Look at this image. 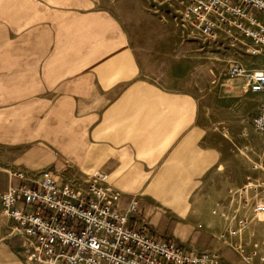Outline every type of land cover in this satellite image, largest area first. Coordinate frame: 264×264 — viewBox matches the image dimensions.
<instances>
[{
    "label": "crops",
    "instance_id": "crops-1",
    "mask_svg": "<svg viewBox=\"0 0 264 264\" xmlns=\"http://www.w3.org/2000/svg\"><path fill=\"white\" fill-rule=\"evenodd\" d=\"M170 1L0 0V194L14 171L79 187L104 175L116 210L135 201L156 240L259 264L264 213L241 208L245 226L226 234L211 82L198 85L197 42ZM11 227L0 207V264H35Z\"/></svg>",
    "mask_w": 264,
    "mask_h": 264
},
{
    "label": "built area",
    "instance_id": "built-area-1",
    "mask_svg": "<svg viewBox=\"0 0 264 264\" xmlns=\"http://www.w3.org/2000/svg\"><path fill=\"white\" fill-rule=\"evenodd\" d=\"M172 2L182 27L193 28L201 40L238 44L246 55L264 58V0ZM228 75L242 79L247 91L259 96L252 125L264 141V63L258 69L232 63ZM8 176L19 184L0 194L1 212L12 223L10 235L31 243L35 264H225L217 252L186 254L173 241L153 238L145 224L135 222V201L127 213L116 210L118 197L105 187L104 175L92 176L84 187L61 183L49 171ZM253 211L264 213V197L255 201ZM236 212L224 213L230 236L246 224Z\"/></svg>",
    "mask_w": 264,
    "mask_h": 264
},
{
    "label": "rangeland",
    "instance_id": "rangeland-1",
    "mask_svg": "<svg viewBox=\"0 0 264 264\" xmlns=\"http://www.w3.org/2000/svg\"><path fill=\"white\" fill-rule=\"evenodd\" d=\"M170 2L165 0L164 5L168 8ZM185 28V35L197 42L198 85L204 90L211 82L212 90L206 91L207 116L212 121L214 146L222 150L221 162L214 168L212 191L228 194L223 212L239 210L240 216L241 208L253 211L255 201L264 197V141L252 125L259 96L249 93L243 81L231 79L228 69L232 63L258 69L264 58L246 55L238 44L205 42L195 36L193 28ZM208 70L210 77L204 74Z\"/></svg>",
    "mask_w": 264,
    "mask_h": 264
}]
</instances>
